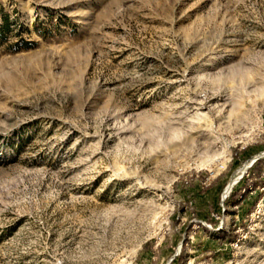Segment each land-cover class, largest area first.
<instances>
[{"label": "rangeland", "instance_id": "rangeland-1", "mask_svg": "<svg viewBox=\"0 0 264 264\" xmlns=\"http://www.w3.org/2000/svg\"><path fill=\"white\" fill-rule=\"evenodd\" d=\"M264 0H0V264H264Z\"/></svg>", "mask_w": 264, "mask_h": 264}, {"label": "trees", "instance_id": "trees-1", "mask_svg": "<svg viewBox=\"0 0 264 264\" xmlns=\"http://www.w3.org/2000/svg\"><path fill=\"white\" fill-rule=\"evenodd\" d=\"M264 162V159H258L254 164L253 167L255 168L258 165H261Z\"/></svg>", "mask_w": 264, "mask_h": 264}, {"label": "water", "instance_id": "water-1", "mask_svg": "<svg viewBox=\"0 0 264 264\" xmlns=\"http://www.w3.org/2000/svg\"><path fill=\"white\" fill-rule=\"evenodd\" d=\"M258 158L255 159V161L257 160Z\"/></svg>", "mask_w": 264, "mask_h": 264}]
</instances>
